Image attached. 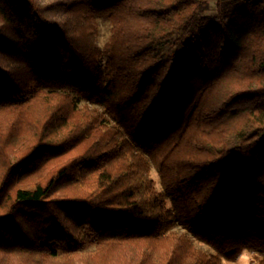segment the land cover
I'll use <instances>...</instances> for the list:
<instances>
[{
	"label": "trees",
	"instance_id": "obj_1",
	"mask_svg": "<svg viewBox=\"0 0 264 264\" xmlns=\"http://www.w3.org/2000/svg\"><path fill=\"white\" fill-rule=\"evenodd\" d=\"M210 1L0 0V264H264V0Z\"/></svg>",
	"mask_w": 264,
	"mask_h": 264
},
{
	"label": "rangeland",
	"instance_id": "obj_2",
	"mask_svg": "<svg viewBox=\"0 0 264 264\" xmlns=\"http://www.w3.org/2000/svg\"><path fill=\"white\" fill-rule=\"evenodd\" d=\"M44 1H48V0H44ZM216 7H217V0H211L210 1V9L207 13L208 14H215L216 13ZM109 33H110L109 25L105 21H103L101 23L100 32L98 35V43L100 45H103L105 43V41L107 40V38L109 36ZM195 59H197V53L194 51L191 52V55L189 54V52H182L179 56V62L182 64L188 63L189 61H191V60L193 61ZM152 175L158 181V185H160L159 184V177H158V174L156 173L155 170L152 171ZM250 259H251V254L248 251H244L243 255L241 256V258L239 260L229 261V260L223 259V264H246L250 261Z\"/></svg>",
	"mask_w": 264,
	"mask_h": 264
}]
</instances>
